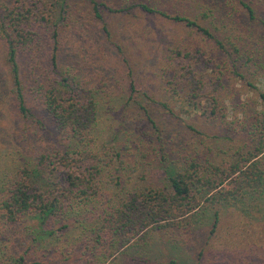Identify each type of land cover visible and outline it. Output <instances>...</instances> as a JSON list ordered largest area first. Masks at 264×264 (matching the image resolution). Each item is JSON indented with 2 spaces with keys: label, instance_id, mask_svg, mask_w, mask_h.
<instances>
[{
  "label": "trees",
  "instance_id": "obj_1",
  "mask_svg": "<svg viewBox=\"0 0 264 264\" xmlns=\"http://www.w3.org/2000/svg\"><path fill=\"white\" fill-rule=\"evenodd\" d=\"M10 1L11 6L0 1V39L5 44L14 103L23 125L45 132L48 143L37 149L30 141L25 151L21 143H26L31 135L20 128L24 140L14 144L22 150L18 166L5 167L7 175L0 169V242L7 238V231L13 233L8 238L24 235L29 250L41 252L40 260H28L25 256L28 251L18 258H10L3 252L5 259H0V264H107L119 250L137 240L147 241L154 230L193 229L208 211L213 213L214 232L222 208L243 204L247 197L264 195V110L248 109V104L242 103L243 118L226 121L223 80L237 71L215 64L216 60L205 51L172 50L167 57L170 73L165 70L163 76L167 90L182 98L187 109L185 115L191 122L205 117L212 123L226 124L231 132L246 136L250 143L244 141L247 151L237 149L230 163L192 158L184 159L178 167L165 157L168 165L175 164L177 168L166 163V185L130 190L121 179L126 151L120 152L116 144L105 151L106 144H99L96 134L98 97L103 95L82 77L60 70L58 31L53 30V46L48 54L53 75L45 77L46 83L42 85L36 78L35 84L39 85L33 89L40 99L41 118L30 106L22 60L26 56L34 60L39 35L49 29L55 12L59 19L65 14L69 16V0ZM88 1L99 20L104 9L124 13L139 8L196 29L223 48L220 40L188 17L172 16L146 4L117 9L96 0ZM247 8L254 12L250 6ZM236 75L244 78L242 74ZM129 77L132 98L137 88L130 72ZM260 98L264 100V94ZM230 101L234 108L238 106L239 101ZM161 106L176 116L167 103ZM149 120L160 133L154 121ZM47 122L53 130H48ZM184 122L189 130L197 131L194 125ZM105 173L111 175L108 180ZM111 188L124 195L115 197Z\"/></svg>",
  "mask_w": 264,
  "mask_h": 264
},
{
  "label": "rangeland",
  "instance_id": "obj_2",
  "mask_svg": "<svg viewBox=\"0 0 264 264\" xmlns=\"http://www.w3.org/2000/svg\"><path fill=\"white\" fill-rule=\"evenodd\" d=\"M0 1L12 5L10 0ZM96 1L117 9L146 4L172 16L188 17L220 40L223 48L196 29L147 14L139 8L124 13L104 9L103 18L99 20L88 0H69V16L65 14L59 19L55 12L49 29L39 35L34 60L28 56L22 60L30 106L36 114L40 117L41 105L33 89L46 83L45 77L53 75L48 54L53 46L54 30L59 33L60 70L82 77L103 95L98 97L96 134L99 144H106L105 151L111 144L120 146V152L126 151L121 179L130 190L166 185L164 171L168 162L178 167L184 159L192 158L200 162L209 159L218 164L230 163L237 149L246 152L248 148L242 143L247 137L238 135L235 130L231 132L226 124L212 123L205 117L191 122L185 115L187 109L182 98L167 90L163 72L170 73L167 57L173 49L205 51L216 60L215 64L237 71L223 80L226 121L232 122L238 116L243 118L242 103L248 104V109L263 111L264 100L260 95L264 94V0ZM5 51L0 39V169L7 175L4 168L18 166L21 158L22 150L14 147L19 140H24L20 128L31 135V139L21 143L25 151L30 141L40 149L48 139L45 132L36 131L38 127H25L19 118ZM129 72L137 88L132 98ZM36 78L39 84H35ZM230 99H234V103L239 101L238 106L234 108ZM162 103L175 111L176 118L165 111ZM149 119L159 127L160 133ZM184 121L194 125L197 131L189 130ZM47 124L49 131L54 129L49 122ZM175 164L168 166L175 169ZM110 176L105 173V180ZM111 191L115 197L124 195L115 188ZM243 201V204L222 208L214 232L213 213L208 211L193 229L154 230L147 241L137 240L119 250L107 264H264V195ZM11 234L7 231V238L0 242V259H5L3 252L15 258L28 251L25 254L28 260H40L41 252L29 250L30 244L24 235L18 239L8 238Z\"/></svg>",
  "mask_w": 264,
  "mask_h": 264
}]
</instances>
